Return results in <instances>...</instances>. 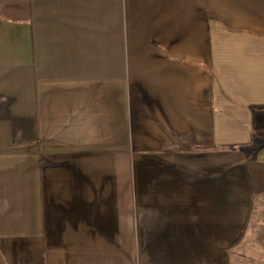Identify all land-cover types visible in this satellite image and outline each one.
<instances>
[{"label":"crops","instance_id":"0c3cea01","mask_svg":"<svg viewBox=\"0 0 264 264\" xmlns=\"http://www.w3.org/2000/svg\"><path fill=\"white\" fill-rule=\"evenodd\" d=\"M264 264V0H0V264Z\"/></svg>","mask_w":264,"mask_h":264},{"label":"rangeland","instance_id":"374dc122","mask_svg":"<svg viewBox=\"0 0 264 264\" xmlns=\"http://www.w3.org/2000/svg\"><path fill=\"white\" fill-rule=\"evenodd\" d=\"M233 263L232 264H261L260 260L262 258H259L258 256L252 254V255H242V256H232Z\"/></svg>","mask_w":264,"mask_h":264}]
</instances>
